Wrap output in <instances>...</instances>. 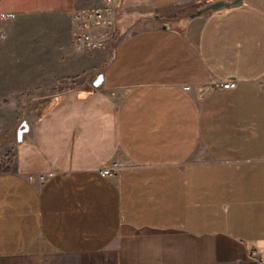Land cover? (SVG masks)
I'll return each mask as SVG.
<instances>
[{"label": "crops", "instance_id": "obj_1", "mask_svg": "<svg viewBox=\"0 0 264 264\" xmlns=\"http://www.w3.org/2000/svg\"><path fill=\"white\" fill-rule=\"evenodd\" d=\"M217 1L117 3L103 86L53 95L0 171V264H264V0L163 20ZM103 4L0 11L51 16L82 58L72 12Z\"/></svg>", "mask_w": 264, "mask_h": 264}, {"label": "rangeland", "instance_id": "obj_2", "mask_svg": "<svg viewBox=\"0 0 264 264\" xmlns=\"http://www.w3.org/2000/svg\"><path fill=\"white\" fill-rule=\"evenodd\" d=\"M198 9L179 7L163 20L176 23ZM50 17L17 16L0 33V171L20 142L17 132L23 123H32L56 93L90 83L104 65L102 52H83L78 58L71 46L58 43L50 33L55 29Z\"/></svg>", "mask_w": 264, "mask_h": 264}, {"label": "built area", "instance_id": "obj_3", "mask_svg": "<svg viewBox=\"0 0 264 264\" xmlns=\"http://www.w3.org/2000/svg\"><path fill=\"white\" fill-rule=\"evenodd\" d=\"M123 0H104V4L100 8H76L73 13L72 25L75 29L74 39L77 48L83 52H101L110 46L114 36L117 35V19L120 11H118L117 3ZM14 12L0 11V33L4 32L5 24L16 18ZM238 80L220 79L216 81V85L225 89H233L237 87ZM200 95L207 93L204 87L199 89ZM122 170V164L119 161L106 164L100 168V172L104 177H118Z\"/></svg>", "mask_w": 264, "mask_h": 264}, {"label": "water", "instance_id": "obj_4", "mask_svg": "<svg viewBox=\"0 0 264 264\" xmlns=\"http://www.w3.org/2000/svg\"><path fill=\"white\" fill-rule=\"evenodd\" d=\"M240 3H243V0H232L230 2L226 1V0H219L216 3L212 2V3H208L206 5H204V7L196 10L195 12L191 13L190 17L191 18H195L198 16H204V14H207L209 12H213V11H219L222 10L224 8H227L230 6H234V5H239ZM169 26V24L163 25L164 29H166ZM104 77L102 73H96L93 76L92 79V84L95 88H99L101 86H103L104 84ZM30 124L26 121L25 123H23V127H20L18 129V136H19V140L18 141H22L24 139V135L26 134V132L29 130Z\"/></svg>", "mask_w": 264, "mask_h": 264}, {"label": "trees", "instance_id": "obj_5", "mask_svg": "<svg viewBox=\"0 0 264 264\" xmlns=\"http://www.w3.org/2000/svg\"><path fill=\"white\" fill-rule=\"evenodd\" d=\"M190 15L191 14H186V15L182 16L181 18H188V17H190Z\"/></svg>", "mask_w": 264, "mask_h": 264}]
</instances>
